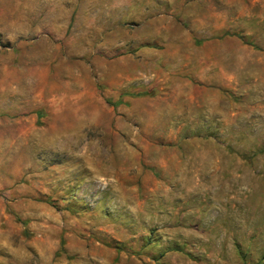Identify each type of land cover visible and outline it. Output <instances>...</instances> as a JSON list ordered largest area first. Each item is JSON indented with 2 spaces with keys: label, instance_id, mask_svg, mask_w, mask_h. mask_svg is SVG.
<instances>
[{
  "label": "rangeland",
  "instance_id": "obj_1",
  "mask_svg": "<svg viewBox=\"0 0 264 264\" xmlns=\"http://www.w3.org/2000/svg\"><path fill=\"white\" fill-rule=\"evenodd\" d=\"M0 264H264V0H0Z\"/></svg>",
  "mask_w": 264,
  "mask_h": 264
}]
</instances>
